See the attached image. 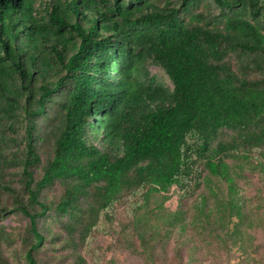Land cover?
Returning a JSON list of instances; mask_svg holds the SVG:
<instances>
[{"label": "trees", "instance_id": "1", "mask_svg": "<svg viewBox=\"0 0 264 264\" xmlns=\"http://www.w3.org/2000/svg\"><path fill=\"white\" fill-rule=\"evenodd\" d=\"M257 173L264 0H0V223L27 219L19 234L0 225V264L17 240L27 264L50 246L89 264L94 233L125 201L149 264L190 230L201 245L187 264L202 248L214 264L237 251L263 264Z\"/></svg>", "mask_w": 264, "mask_h": 264}, {"label": "rangeland", "instance_id": "2", "mask_svg": "<svg viewBox=\"0 0 264 264\" xmlns=\"http://www.w3.org/2000/svg\"><path fill=\"white\" fill-rule=\"evenodd\" d=\"M155 71H159V68L153 67ZM163 72V71H162ZM251 188L249 189L250 195H255L259 193V189H262V195H264V177L260 176L258 173L252 175L250 180ZM61 193V188L59 185H55L45 192V196L49 199ZM179 190H171L172 198L165 203V205L171 209L176 208L179 202ZM194 197V196H193ZM192 200L189 195L185 198L184 204L188 206ZM128 210V202H124L115 207L114 214L112 215L111 221L105 227V232H95L93 236L92 248L85 253L89 264H149L148 260L143 254L137 251L139 247V240L129 233V230L125 229V224L130 219ZM4 223L9 230L13 231L15 234H19L24 229L27 219L20 214H8L1 219L0 225ZM50 227L55 232L63 231L60 223L55 219H50ZM126 230V232L124 231ZM190 234L194 235L193 239L189 244L182 245L178 247L177 237H174L168 244L164 246H158L156 249V263L157 264H187L190 259L189 247L193 244L201 245L199 241V236L190 230ZM256 237H259L258 243L262 244V237L264 234L261 231L255 232ZM261 238V239H260ZM134 241L133 248L130 243ZM264 240V239H263ZM43 248L39 253L40 264H71V258L61 257L63 252L66 250L54 251L51 249ZM264 249V245L261 246ZM7 255L11 259L12 264H27L26 259L23 256V248L20 245V240H17L11 246H6ZM92 252H95L101 260L96 262L92 256ZM207 249H200L196 251V257L198 260L192 264H214L211 257L206 255ZM178 254L180 257L178 258ZM225 254V253H222ZM240 252L237 251L233 254L231 262H228V258L223 255L221 264H240ZM264 264V263H263Z\"/></svg>", "mask_w": 264, "mask_h": 264}]
</instances>
